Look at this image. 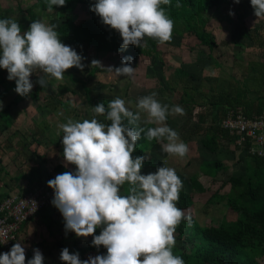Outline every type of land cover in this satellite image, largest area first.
Masks as SVG:
<instances>
[{
    "label": "clouds",
    "instance_id": "9594fccd",
    "mask_svg": "<svg viewBox=\"0 0 264 264\" xmlns=\"http://www.w3.org/2000/svg\"><path fill=\"white\" fill-rule=\"evenodd\" d=\"M65 4L66 0H47V11L51 13L54 5ZM169 4L170 0H96L90 11L103 25L119 33L121 49L129 45L143 49L145 37L160 45L171 41L174 21L161 7ZM250 4L256 20L264 19V0H250ZM56 27L45 20H35L22 33L16 18L0 19V68L7 70L8 80L15 81L14 90L20 96L30 95L33 73L42 74L36 81L42 88L48 86L45 77L59 81L68 69L83 71V57L61 42ZM131 60L130 56L124 57L120 67L107 69L117 76L131 77L135 72ZM92 65L100 62L93 60ZM156 96L153 92L138 98L139 111L135 113L119 97L108 102L107 108L98 103L92 111L106 115L110 124L92 118L82 122L68 119L59 125L63 131L64 166L75 165V171L57 174L47 182L54 192L51 203L63 217L66 234L93 236L92 246L106 249V254L81 260L78 252L70 253L64 248L60 253L64 264H185L182 257L173 254L176 228L182 219L191 225V217L177 207L183 182L170 167L141 174L146 157L132 156L142 134L149 142H161L162 151L170 157L183 159L189 152L178 132L166 124L169 115H184L185 110L180 105L162 104ZM141 113L147 114L145 123L157 126L141 127ZM125 184L128 194L121 195ZM97 228H101L99 235H95ZM33 251L27 264H43L42 252ZM25 261V249L20 243L0 253V264Z\"/></svg>",
    "mask_w": 264,
    "mask_h": 264
},
{
    "label": "trees",
    "instance_id": "16d2710c",
    "mask_svg": "<svg viewBox=\"0 0 264 264\" xmlns=\"http://www.w3.org/2000/svg\"><path fill=\"white\" fill-rule=\"evenodd\" d=\"M226 0H170L169 5H161L166 10V14L170 19L174 21V24L179 22V29L173 28V32L179 33L180 37L183 34L193 35L199 43L207 46L209 58H214L211 54L212 49L218 45L214 35L206 29L208 18L205 12L211 8H219L225 4ZM96 0H66L65 6H53V9L57 11L56 17L60 19L59 26L55 29L59 34V39L65 45L73 44L75 47L79 45H86L87 47L93 46L95 50V58L98 54H116L119 56V61L124 57L131 56L133 60L139 57V55H150V53L157 54V41L148 37H145L147 41L146 46L141 49L139 47L129 45L126 49H121L122 38L116 30L110 29L108 26L103 25L100 18L92 11L90 6L94 4ZM179 3L181 6L176 7ZM83 5L85 7L83 17L81 20H77V17L73 12L75 6ZM36 6L40 11L47 10V0H36ZM31 18L35 20L36 15H32L29 12ZM229 22V21H228ZM231 36L230 42L232 45L237 44L235 38H249L248 28L244 22L231 20ZM221 45L227 44L226 41L219 43ZM84 65L83 71L86 72V80H81L73 73L65 72L64 75L68 76L72 82H79L83 91L87 104L93 108L98 103H104L107 108L108 102L114 98L106 95L105 93H97V89H101L105 86L104 83L99 82V87L94 85L89 86L88 82L91 77L94 76L100 67L98 65H92L88 67L86 62H82ZM163 61H161V66ZM104 71V69H100ZM182 69L179 68V72ZM42 75V74H41ZM47 80V78L45 77ZM34 80V79H33ZM4 82L2 79V72H0V84ZM47 87H40L37 82L33 81V88L30 95L22 97L16 93V96L12 98L10 103L3 108L1 115L3 116L9 110L10 106L25 98H30L32 101H42V106L46 107L47 103H51L50 110H56L60 108L63 112L64 120H67L71 115H78L76 108L70 103L69 94H76L73 89H69L66 85L59 83L54 91L49 92L50 83L47 80ZM97 84V83H96ZM13 89H15V82L11 83ZM247 87H249L247 85ZM171 89V87H168ZM48 90V92H46ZM0 96L6 94L1 93ZM248 93V97H246ZM127 96V93H124ZM233 91L218 92L216 95H209L199 92L196 88L183 87L179 102L181 107L185 110V115L188 119L193 117V110L195 106L209 105L214 107L212 111V120L207 125H200L198 123L193 126L196 128L194 132L201 134L202 136L198 140L200 145L209 150L215 151L219 147V141L221 137L227 134V131L223 130L219 123L220 117L224 115L225 111L229 108L241 107L243 114L247 117H253L259 112L264 110V97H256L254 91L246 92L242 94L238 92L237 95H231ZM198 96L202 103L196 98ZM256 99L260 103L256 102ZM257 107V108H256ZM135 113V110L130 107ZM93 118L106 124H110L105 116H99L95 114ZM168 119V118H167ZM203 118L200 115L199 121L202 122ZM145 129L155 127L153 124L142 125ZM191 127V125H190ZM189 131V130H188ZM190 134V131L188 135ZM63 131L56 137L54 145L58 147L62 142ZM186 138V139H185ZM182 138L186 143L191 140L190 135ZM159 142L153 140L149 142L142 134L141 139L137 141L135 151L132 153L133 158L136 156H145L144 164H153V159L148 158L149 152L152 149L158 150ZM59 149V148H58ZM61 156L63 157V145L59 149ZM253 160V168H248L247 171L238 176H229L228 179L220 184L219 188L213 191L205 200L204 207H208L224 202V205L229 210L233 211L236 216L230 221H219L218 223H210L201 225L192 216L191 212H184V210L190 208L192 205L191 193H187L188 197L184 199L181 197V191L179 193V201L177 207H179L185 213V216L191 217V225L187 220L181 221L174 233L175 242L179 240L183 245L177 247L176 244L173 248V254L182 257L185 264H262L258 258L264 256V157L253 156L250 160ZM71 169H68L64 165L58 163L53 167L54 174H60L67 171H75V165H71ZM224 168L223 163L218 160H201L199 164V172L205 176H210L214 180L218 171ZM29 183L37 180L38 185H45L48 187V181L52 178L51 173L39 172V168H30L28 173L24 175ZM225 185H229L227 192L221 193V188ZM190 187L195 193H203L206 188L197 180V176L193 175L190 178ZM128 194V185L125 184L121 188V195ZM183 194V193H182ZM2 197H0V202ZM49 201L41 211L47 210L49 213H55L60 215V218L55 222L58 226L64 227V220L59 210L54 207ZM55 220H51L54 222ZM187 227V232L185 231ZM101 228L95 230V235H99ZM67 238L70 244L66 245L70 253H79V256L85 260L87 253L101 255L106 254V249L103 246L96 248L92 246L93 236L86 238L85 244H80L82 237H77L74 232H68ZM189 244L190 247L186 248L185 245ZM32 258L28 256L26 258V264L28 260ZM49 264V263H46Z\"/></svg>",
    "mask_w": 264,
    "mask_h": 264
},
{
    "label": "crops",
    "instance_id": "0c3cea01",
    "mask_svg": "<svg viewBox=\"0 0 264 264\" xmlns=\"http://www.w3.org/2000/svg\"><path fill=\"white\" fill-rule=\"evenodd\" d=\"M221 6L233 9L232 11H234L236 15V19H231L230 17H228L227 14L221 16V18L222 17L223 18L219 21V23L223 22V24L219 25L220 26L218 29L219 31H222L223 34H225L226 32L230 34L231 29L229 28L226 29V28L228 26L231 27V24L229 23L231 20L244 22L245 26L248 28L249 38H244V37L235 38L237 39L236 45L231 44L230 38L227 37L226 39L229 42V44L232 45L231 47L232 55H230L231 56L230 61H232L233 65L231 68L235 72H239L238 74L240 79H237L238 76H236V80L242 81L243 77L245 76L247 77V79H251L249 80V86L253 89L252 91L258 93V96L264 97V19L256 20L257 18L254 15V11L253 8L251 7L250 0H240V3L238 4L234 3V0H226L225 4ZM209 10H216V8H211ZM209 10L205 12L208 21H209V17L207 14ZM29 12H32V15H36L35 20H45L48 24H55L57 25V27L61 22L60 19L56 17V13H57L56 10L53 9V12L51 13L48 12L47 10L40 11L39 7L36 6V0H0V19L16 18L17 22L21 27L22 33L26 32L29 29L30 24L33 21H35L33 18H31ZM78 18L79 17H77V19ZM81 19L82 17L80 18V20ZM219 23H217V25ZM211 33L214 35L213 32ZM230 36L231 34L229 35V37ZM216 42L218 43V45L213 49L222 48L221 44H219V41L216 40ZM68 46L75 49L76 52L78 48L79 50L82 48V44L79 45L78 47L77 46L75 47V45L73 44H70ZM203 52H201L200 54L199 51H197V53H195L194 55V59L190 60L188 63H186L185 61L179 63V68L182 69L179 72V85L181 86V90L179 93L178 100L173 104L170 102V106L172 105L181 106L179 102V98L181 97L183 87H189L191 85V84L183 85L184 84L183 82L188 81V75L191 74V71L193 69L202 74L205 72L206 67H208V69L210 70V71L208 70V73L204 76V79L208 84L207 89L205 85L203 86L201 83L200 86L192 87V88H196L199 92L210 95L211 92L213 91L215 92L218 89L229 91L231 87H233L231 86V84L233 83H230L229 87L227 86L225 88L221 87V83H222L221 81L223 80L220 81V79L217 77L219 71H216L215 67H218L217 69H220V67L223 68L222 65L223 62L220 61L216 56H214L212 52L211 54L214 58L213 59L209 58L208 56L209 50ZM202 66L205 68H203ZM250 71H257L256 75L254 74L256 78L253 79L250 77L251 76ZM0 72H2V79L4 80V82L0 84V88L2 90L1 93H4L6 91V94L0 96V101L3 102V108H4L10 103L12 98L16 96V92L11 86V83L15 81L14 80L10 81L7 79L8 73L6 69L0 68ZM66 72L70 74L73 73L71 69H68ZM229 72L230 71H227L228 75L230 74ZM73 74L77 75L76 73ZM39 75H41V73L38 72L37 74L33 73L30 76V80L32 81V83L33 81L34 82L37 81ZM229 76L234 77L232 75ZM46 78L49 81L50 86L51 85L57 86L59 83H62L66 85L70 90L73 89L75 92H78L77 90L78 87L81 89V85L79 82H72L69 79V77L66 75H64L63 80H59V81L53 78V80L56 81V83L54 84L50 82V79L48 77ZM81 80H86V78ZM232 82H235V78H232ZM176 88H177V84L173 83L172 88L168 89V91L173 92L176 90ZM55 89L56 87L53 89V91ZM129 96L130 95L127 94L125 98H129ZM110 97L115 98L114 95ZM158 97H160L159 94L156 96V98ZM199 102L202 103L201 100H199ZM51 107H52L51 103L50 104L47 103L46 107H43L42 101H32L30 98L27 97L23 100H20L12 104L9 110L3 116L1 115V111H0V197H2L1 198L2 200L10 195H23L24 193H27L28 191L33 190L34 188L40 186L47 187L45 185H38V181H37L38 179L33 181L32 183L28 182V180L24 177V175L28 173L30 168H39V172H41V174L46 173L47 171L49 172V174L51 173L52 178L54 179L57 174H54L53 167L58 163L64 165L65 162H64V158L61 156V151L60 150L54 151V149L57 150L58 148L60 149L62 147V145L60 147L59 146L56 147L54 145L56 137L59 135V128L57 129L58 133L55 134V130H56L55 127L57 126L58 122L59 124H63V123H67L68 120H64L62 116L63 113L59 117H57V120H55V118L51 119L50 115L53 114L55 111V110L51 111L50 110ZM230 109L232 108H229L225 111L224 115L220 117V120L225 116L227 111ZM234 109L241 110V107H237ZM213 110L214 107H211L208 104L202 106H195L193 110L194 114L191 119H188L185 114L180 117L178 115H172L173 118H171L169 115L166 121L168 122V124L172 122L175 124L174 129L177 128L178 134H180L179 129L183 131L185 129L189 130L190 131L189 135L191 137L190 138L191 140L189 141L195 140L198 142V140L202 135L197 132H194L196 126L194 127L193 125L198 123L204 126L210 123L212 120ZM30 114L32 115V117ZM200 115L203 118L202 122H198ZM70 117L69 119H72ZM25 118H28L26 119V121L28 120L27 123L26 122L23 123V121H25L23 119ZM82 120H83L82 117H80L78 121L82 122ZM74 121L77 120L74 119ZM139 123L140 126L148 124L145 122L144 123L139 122ZM187 123H189L191 127H188ZM153 125L155 126V124ZM187 135L188 133H185V137H187ZM180 138L182 140L183 136H180ZM163 143L166 142L163 141ZM219 143H220L219 147L215 151H209L203 148L202 146L200 147L198 146L200 159L197 164L196 171L188 174L185 173L184 169H182L181 166H179V164H172L170 161H168L170 156H168L167 153L162 151L161 142H159L160 145L158 150L152 149L148 153L149 154L148 158L153 159V164L151 165L144 164L141 169V174L146 175L149 173H155L157 169L161 166L170 167L175 169L177 175L180 177V179L183 182V186H186L187 180L190 184V178L193 175L197 176V180L200 183L201 181L198 176L199 174L200 176L210 178V176H205L199 172L198 169L201 160L218 159L223 163L224 168L218 171L214 177V180L215 179L217 180L218 174H225L226 177L220 182V184L224 183L229 176L242 175L247 171L249 167L253 168L254 162L252 159L250 160V157L253 156L247 153L245 147H242L238 144L237 136L235 134L227 131V134L221 137ZM198 144L200 145L199 142L197 143V145ZM160 156H162L163 158H160ZM172 160H174L173 157ZM225 161H229V162H225ZM67 168L71 169L70 164L67 166ZM220 184L218 185L217 188H219ZM226 186H228L229 189V185H225L224 187ZM181 192L184 193L183 188L181 189ZM188 193H191L192 205H193L194 201L192 195L198 193H195L193 190L191 192L189 191ZM192 205L190 206L191 208L193 207ZM214 205H221L226 207L224 205V202H220ZM59 218L60 215L55 213L53 214L49 213L47 210L38 212L36 215L32 216L30 219L24 221L21 224L17 232V237L14 244L20 243L21 246L24 247L26 258L28 256L33 258L34 255L33 250L39 249L44 257L43 264L46 263L64 264V262L60 260V253L62 249L66 248V245L69 244L70 241L67 238V234L65 233V228L58 226L55 223ZM52 219L55 221L51 222ZM185 229H187V227H185ZM11 248L12 247L9 248L0 244V253L9 252ZM81 260H83V257Z\"/></svg>",
    "mask_w": 264,
    "mask_h": 264
},
{
    "label": "rangeland",
    "instance_id": "374dc122",
    "mask_svg": "<svg viewBox=\"0 0 264 264\" xmlns=\"http://www.w3.org/2000/svg\"><path fill=\"white\" fill-rule=\"evenodd\" d=\"M84 10L85 7L83 5L75 6L72 13H74L76 16L78 15L79 18L76 21L80 20V18L84 16L82 14ZM232 10L233 9H230L228 7L226 8L224 6H221L216 10L208 11L207 15L209 17V21L206 24V29L214 33V37L217 41H219V43H221V41L223 40L227 41L226 40L227 37L230 38L229 35L231 33L228 34L226 32L225 34H223V32L219 31L218 29L220 27L219 25L223 24V22L219 23V21L223 18V17L221 18V16H223L224 14H227L228 17H230L231 19H236L235 13L234 15L229 14L230 11L234 12ZM217 23L219 24L217 25ZM174 26L176 29H179V27H181L179 25V22L174 24ZM228 28L231 29V27L229 26L226 29ZM221 46L222 48L213 49L212 52L214 56H216L220 61L223 62L222 64L223 68L220 67V69H217L218 67H215L216 71H219L217 77L220 79V81L223 80L221 81L222 82L221 87L222 88L223 87L225 88L226 86L229 87V84L233 83L231 84V86L233 87H231L230 90L233 91L234 95H237L238 92H241L242 94H245L248 91L253 92L252 91L253 89L249 86V80L251 79H247V77L245 76L243 77L242 81L236 80V76H238L237 79L240 78L238 74L239 72H235L231 68L233 65L232 61H230V57H231L230 55H232V48H231L232 45L229 44V42L227 41V45H221ZM157 51H158L157 54L150 53V55H139V57L136 58V60H133L132 58V60L129 63L133 68H135V72L131 77L117 76L114 72L109 71L107 69L109 67L115 68L121 66V61H119L120 59L118 55L98 54L96 61L100 62V65L98 66L100 67V69L101 68L104 69V71L99 69L97 72H95L94 76L90 78L88 85L89 86L94 85L96 87H99L100 84L99 82L104 83L105 86H103L101 89H97V93L99 94L105 93L108 96L114 95L115 98L119 97L125 101L126 106L128 108L130 107H132L133 109L135 108L136 112L139 111L138 108L136 107L138 98L145 95H150L153 92L157 93V95L158 94L160 95V97L156 98L159 102H161L162 104H168L170 106V102L173 104L178 100L179 93L181 90V86L179 85V63L182 61L188 63L190 60L194 59V55L195 53H197V51H199V53L201 54V52L208 51V49L206 46L199 43V41L193 35L184 33L183 37H180L179 33L177 34L176 32H173L170 42H167L163 45L157 43ZM77 53L83 57L82 61L86 62L88 67H92V61L95 58V50L93 46L87 47L86 45H82V48L80 50L79 48L77 49ZM161 61H163L162 66H161ZM208 70H209L208 67H206L204 72L205 74L204 73L202 74L193 69L191 71V74L188 75V81L187 82L184 81L183 85L191 84L189 87H193V86L196 87V86H200L201 83L203 86L205 85L207 89L208 84L205 81L204 76L208 73ZM71 71L73 73H76L80 79L87 78L86 73L76 67L71 68ZM227 71H230L229 75H232L234 77H230L227 74ZM256 73L257 71H250V75H251L250 77L253 79L256 78V76H254V74L256 75ZM232 78H235V82H232ZM50 82L52 84L56 83V81H54L53 79H50ZM173 83L177 84L176 90L173 92L168 91V87L172 88ZM247 85L249 87H247ZM55 87L56 85H51L49 88V92L53 91ZM77 90L78 92H76V94L68 95L70 103L76 108L78 114L77 116L73 115L70 118H72V120L76 119L77 121L79 120L80 117H82L83 120L84 119L91 120L95 116V113L92 111V108L87 104L82 90L79 87L77 88ZM46 92H48V90H46ZM218 92H227V91H224L223 89H218L215 92L214 91L211 92L209 97L211 95H216ZM124 93L130 95L129 98H125L126 96ZM254 93L256 97H258V93H256L255 91ZM246 97H248V93ZM196 98L198 99V101L201 100L198 98V96H196ZM256 102L260 103L258 99H256ZM55 111L53 114L50 115V117L51 119L55 118V120H57V117H59L63 112L61 111L60 108L56 109ZM178 116L180 117L182 115H178ZM170 117L173 118L172 115H170ZM26 119L28 118L23 119L25 120L23 121V123L25 122L27 123L28 120L26 121ZM146 120H147V114L141 113L140 122L144 123ZM166 124L173 130L177 131V128L174 129L175 124L173 122L170 123L171 124L170 125L166 121ZM187 124H188L187 126L190 127V124L189 123ZM59 125L60 124L58 122L57 126L55 127L56 129L55 134L58 133L57 129L59 128ZM60 130L61 129L59 128V133H61L62 131ZM179 133H180L179 135L183 136L184 138L185 133H189V132L187 129H185L184 131L179 129ZM197 143L198 142L195 140L186 143L189 147V152L185 158L180 159L178 157H173L174 160H172V157H170L168 161H170L172 164H179V166H181V168L184 169L185 173L189 174L191 172L196 171V167L200 159L198 146L199 147L201 146L199 144L197 145ZM61 145L62 142L60 143L59 147ZM54 151H59V149L57 150L54 149ZM160 158L163 157L160 156ZM225 162H229V161H225ZM198 176L202 185L206 188V191L203 193L193 194L192 195L194 201V204L192 205L193 207L184 210V212L185 213L191 212V214L196 219V221L201 225L218 223L220 220L221 222H224L234 219L236 214L224 206L214 205L212 207L211 206L208 207V209L204 208L205 200L208 198V196L211 194L212 191L218 189L217 188L218 185L226 177L225 174H218L217 180L216 179L212 180L211 178L200 176V174ZM182 188L184 190V193L183 194L181 193V197L183 196L185 199L188 197L187 193L189 191L190 192L192 191L188 180L186 186H183ZM227 191H228V186L221 188V193ZM185 231L187 232V229H185ZM86 242H87L86 238L82 237L80 244H85ZM175 244L178 248L183 245L182 243H180L179 240H176ZM185 247L189 248L190 245L186 244ZM89 256L94 257L95 254L87 253L85 255V258L87 259ZM80 259H82V257ZM258 260L262 264H264V256L258 258Z\"/></svg>",
    "mask_w": 264,
    "mask_h": 264
},
{
    "label": "built area",
    "instance_id": "2783aa9c",
    "mask_svg": "<svg viewBox=\"0 0 264 264\" xmlns=\"http://www.w3.org/2000/svg\"><path fill=\"white\" fill-rule=\"evenodd\" d=\"M220 127L237 136V142L252 156L264 157V111L247 117L239 109H230L220 120ZM54 192L43 186L23 195H10L0 202V244L12 247L24 221L41 211Z\"/></svg>",
    "mask_w": 264,
    "mask_h": 264
}]
</instances>
